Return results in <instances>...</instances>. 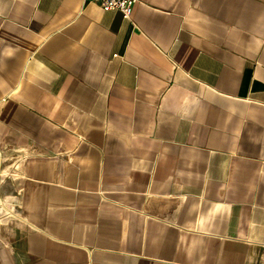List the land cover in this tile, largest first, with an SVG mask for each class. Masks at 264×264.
<instances>
[{
	"label": "crops",
	"instance_id": "crops-1",
	"mask_svg": "<svg viewBox=\"0 0 264 264\" xmlns=\"http://www.w3.org/2000/svg\"><path fill=\"white\" fill-rule=\"evenodd\" d=\"M0 264H264V0H0Z\"/></svg>",
	"mask_w": 264,
	"mask_h": 264
},
{
	"label": "built area",
	"instance_id": "built-area-1",
	"mask_svg": "<svg viewBox=\"0 0 264 264\" xmlns=\"http://www.w3.org/2000/svg\"><path fill=\"white\" fill-rule=\"evenodd\" d=\"M104 11L117 10L126 20H130L133 14L136 0H96ZM4 175L0 173L1 176Z\"/></svg>",
	"mask_w": 264,
	"mask_h": 264
}]
</instances>
